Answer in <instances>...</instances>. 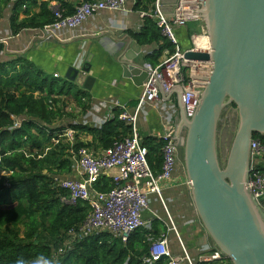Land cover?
<instances>
[{
	"label": "trees",
	"instance_id": "trees-1",
	"mask_svg": "<svg viewBox=\"0 0 264 264\" xmlns=\"http://www.w3.org/2000/svg\"><path fill=\"white\" fill-rule=\"evenodd\" d=\"M50 1H42L38 14L27 16L19 23L20 12L29 15L39 0H0V8L13 3L11 28L17 33L54 22ZM57 1L67 15L74 13L82 1L93 0ZM156 1L136 0L133 9L153 12ZM191 23L189 35L200 31L198 21ZM129 34L141 46L158 44L156 50L146 55V60L153 65L165 51L167 54L175 51L174 44L151 16L145 15L139 31H129ZM3 50L4 44L0 42V264H142L141 259L150 245L149 235L155 238L165 231L160 221H152V230L139 228L126 243L109 232L93 234L76 241L55 262V250L63 244L66 232L77 229L90 211L86 201L76 204L62 201L68 192L57 185L55 178L72 173L73 152L85 145L70 143L66 137L59 136L67 128L89 130L97 133L102 146L108 148L116 139L128 135L131 127L119 119V111L99 129L73 124L78 115L89 111V92L67 78L46 75L23 57L4 61ZM68 98L75 105L72 110H68ZM230 106L236 108L234 104ZM18 117L24 119L15 126ZM54 138H59V142L54 143ZM253 139L264 144V134L256 133ZM143 144L148 148L151 167L160 171L162 142L144 137ZM260 169L264 172V165ZM112 186V178L104 175L96 184L103 191ZM210 241L218 249L211 238ZM223 263L232 264L226 257ZM154 264L168 262L163 257Z\"/></svg>",
	"mask_w": 264,
	"mask_h": 264
},
{
	"label": "built area",
	"instance_id": "built-area-1",
	"mask_svg": "<svg viewBox=\"0 0 264 264\" xmlns=\"http://www.w3.org/2000/svg\"><path fill=\"white\" fill-rule=\"evenodd\" d=\"M135 3L136 0L82 1L74 13L67 15L59 5H55L54 22L35 29L43 37L58 35L80 27L89 18L107 10H134ZM201 6L202 0H178L173 15L166 18L161 13L157 0L153 12L139 11L142 16L141 25L145 15L155 18L163 34L174 44L175 51L172 54H164L156 65L145 63L149 75L143 83L138 104L132 111L118 104L121 107L119 119L131 127V132L116 139L99 154H94L86 147L78 148L72 155L71 173L78 177H68L69 174L55 178L57 185L68 192V197H62L63 202L76 204L78 201H86L90 204V211L84 222L77 229L67 231L63 244L55 250V262L56 257L72 248L78 240L96 233L109 232L126 243L139 228L152 230V221L157 220L164 225L165 231L155 238L149 235L150 245L148 253L141 259L142 264H154L163 257L167 259L168 264H225L224 254L212 246L200 249L196 257L192 255L187 238L172 218L167 199L164 197L163 186H171L185 169L184 163L178 158V144L175 138V113L178 110L174 109L173 115H163L165 130L159 137L163 156L160 171L151 167L147 157L148 148L143 144V137L138 128L142 110L147 105H158L161 100L159 85L166 93L180 87L186 116L191 119L197 112L203 87L193 79V75H210L212 63L189 61L185 53L189 50L210 52V40L204 23H201L200 31L190 35L191 47L182 49L176 29H188L190 22L203 21L200 15ZM23 119L15 118V126H19ZM67 123L65 121V124ZM72 123L76 124L75 121ZM73 134L74 130L67 128L59 137L68 136L72 141ZM53 141L58 143L59 138H54ZM261 165H264V144L259 139H253L247 188L257 206L264 212V172L260 169ZM111 171H115L111 175L113 186L106 191L98 189L96 184L101 176ZM187 182L190 186L189 180ZM153 200L161 205L165 216L152 204ZM146 212L150 214L147 219L144 216ZM192 226L193 224H190L187 227L188 235L193 234Z\"/></svg>",
	"mask_w": 264,
	"mask_h": 264
},
{
	"label": "water",
	"instance_id": "water-1",
	"mask_svg": "<svg viewBox=\"0 0 264 264\" xmlns=\"http://www.w3.org/2000/svg\"><path fill=\"white\" fill-rule=\"evenodd\" d=\"M178 0H158L170 18ZM200 15L211 51H187L189 61L210 62V75H193L203 87L197 112L189 119L180 87V119L175 138L184 163L194 208L211 240L232 264H264V212L247 188L251 142L264 134V0H202ZM142 46L132 40L122 53L124 76L143 84L149 71L137 60ZM91 56L81 68L71 67L66 78L91 90ZM142 73V74H141ZM138 74L142 76L138 80ZM234 104L238 128L222 165L217 134L225 108Z\"/></svg>",
	"mask_w": 264,
	"mask_h": 264
},
{
	"label": "crops",
	"instance_id": "crops-1",
	"mask_svg": "<svg viewBox=\"0 0 264 264\" xmlns=\"http://www.w3.org/2000/svg\"><path fill=\"white\" fill-rule=\"evenodd\" d=\"M42 1L44 0H39L38 5L32 8L29 15L21 11L17 17V23L27 16L38 14L40 12L39 4ZM64 1L73 2V0ZM12 4L0 8V42L4 44V50L1 53L2 60L11 61L23 57L48 76L66 78L69 68H81L91 56L90 74L94 77V83L92 89L87 90L90 94L91 107L87 113L77 116L74 120L76 124L99 129L104 123L113 119L117 111H121L118 104L125 106L130 111L136 107L143 90V84L139 85L132 78L124 76V65L120 57L131 41L135 40L129 31L137 32L140 29L142 16L139 11L107 10L89 18L72 31L66 30L58 35L43 37L38 34L39 32L35 28H24L13 33L11 28ZM58 4L57 0L50 1L52 7ZM25 9L26 7H24ZM176 33L180 47L182 49L190 48L192 42L188 29L178 28ZM157 48L158 44L142 46V52L137 58L138 62L145 66V63L148 62L146 55L151 54ZM141 74L137 75L138 80L142 76ZM177 98L176 93L167 96L161 94L158 105H147L142 110L138 128L143 138L159 139L165 130L163 115H173L174 109L178 110L175 113V122L178 124L180 111ZM68 101L72 102V99L68 98ZM72 104L73 107L69 105L68 110L75 108L73 102ZM76 110L78 113V107ZM65 137L68 141V136ZM69 142H81L94 154H99L105 149L98 134L89 130H74L73 140H69ZM114 172L111 171L104 176L111 178ZM69 176L78 177L74 173ZM187 181L184 169L182 175L176 177L171 186L165 184L163 187L170 213L187 238L192 255L196 257L200 249L211 246V241L194 208L191 187ZM152 204L157 206L165 216L157 201L153 200ZM144 216L147 219L150 214L146 212ZM190 224H193V234L188 235L187 227Z\"/></svg>",
	"mask_w": 264,
	"mask_h": 264
},
{
	"label": "rangeland",
	"instance_id": "rangeland-1",
	"mask_svg": "<svg viewBox=\"0 0 264 264\" xmlns=\"http://www.w3.org/2000/svg\"><path fill=\"white\" fill-rule=\"evenodd\" d=\"M201 23L203 24L204 22L201 21L200 24ZM191 26H192V23L190 22L187 28ZM68 105H71L73 107L72 102H70ZM238 121L239 120H238L237 109L231 107L230 105L227 108H225L221 116V121L218 126V134H217L218 156H219V159L222 165L226 164L228 153H229L234 135L238 128ZM39 264H45V263H39Z\"/></svg>",
	"mask_w": 264,
	"mask_h": 264
}]
</instances>
